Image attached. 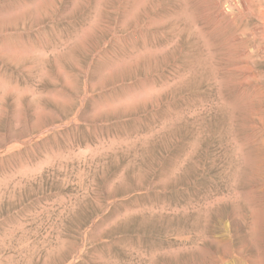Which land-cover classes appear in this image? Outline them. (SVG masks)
Returning <instances> with one entry per match:
<instances>
[{"label":"rangeland","instance_id":"1","mask_svg":"<svg viewBox=\"0 0 264 264\" xmlns=\"http://www.w3.org/2000/svg\"><path fill=\"white\" fill-rule=\"evenodd\" d=\"M0 264H264V0H0Z\"/></svg>","mask_w":264,"mask_h":264}]
</instances>
